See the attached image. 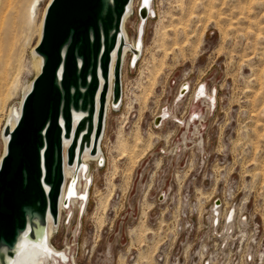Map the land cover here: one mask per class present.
I'll return each instance as SVG.
<instances>
[{
	"label": "rangeland",
	"instance_id": "rangeland-1",
	"mask_svg": "<svg viewBox=\"0 0 264 264\" xmlns=\"http://www.w3.org/2000/svg\"><path fill=\"white\" fill-rule=\"evenodd\" d=\"M48 1L7 0L0 132L37 76ZM132 1L124 30L136 43ZM151 1L119 106L104 115L86 202L62 212L49 243L75 264H264V0Z\"/></svg>",
	"mask_w": 264,
	"mask_h": 264
},
{
	"label": "water",
	"instance_id": "water-1",
	"mask_svg": "<svg viewBox=\"0 0 264 264\" xmlns=\"http://www.w3.org/2000/svg\"><path fill=\"white\" fill-rule=\"evenodd\" d=\"M129 3L51 0L45 10L34 48L40 72L21 100L14 128L5 123L2 130L7 141L0 159V264H10L24 238L42 237L48 217L57 225L64 166H75L77 173L83 151L97 153L111 76L112 106L121 100V26ZM138 14L141 38L149 15L143 0ZM132 53L134 66L138 51ZM76 181L72 175L67 190Z\"/></svg>",
	"mask_w": 264,
	"mask_h": 264
},
{
	"label": "bare ground",
	"instance_id": "bare-ground-1",
	"mask_svg": "<svg viewBox=\"0 0 264 264\" xmlns=\"http://www.w3.org/2000/svg\"><path fill=\"white\" fill-rule=\"evenodd\" d=\"M141 2H142V0H140V4H141ZM50 3H51V0H49L47 2L46 6L44 8V11H43V14L41 17V21L39 22L40 23L39 29L37 31L38 39H37V42L35 43V45H37L39 40H40L42 20L44 17L45 10ZM34 4L35 3L33 2L31 4V6L29 7V13H33V14L36 13V5H34ZM143 4L148 5L149 14H152L153 13L152 1L151 0H143ZM132 6H133V1L130 0L127 11H126L125 15H123L124 18H123L122 26H121V32H122V36H123V40H124L123 48H122V52H121V59H120V61H121V73L123 72L122 68H123L124 59L126 58V55L131 53L133 50H137L139 52L140 47H141V41L139 40V42H137L138 44H136L134 41H130L126 31L124 30L125 22L127 21V19L131 15ZM8 7H9V3L7 4V0H0V96H2L4 88L6 86L5 72L3 71V63L2 62H3V60L6 59L4 54L7 52V45H9V44H7V42L10 41V43H11V39L13 38L12 29L10 28V26H7V24L5 25V19L7 17V8ZM6 55H7V53H6ZM33 56H34L33 66L35 68V72L37 75L40 72V67H41V61L40 60L41 59L34 54H33ZM3 57H5V59H2ZM115 58H116V52H114L112 54V57H111L112 66L114 64ZM135 60H136V57H134L133 62H135ZM111 85H112V76L110 78V88H109V92H108V96H107V100H106V104H105V112H104L105 116L107 114L108 108L112 107L111 100H110L111 99V89H112ZM30 86H31V82H29L23 88L24 90H23L22 96H24L26 94V92H28L30 90ZM195 101H196V105H199L198 108H200V110H202V107L205 106V105H203L204 103L208 102V104H209L210 96H209V94L207 96L206 91L204 90V87H201L197 91V93L195 94ZM17 104L18 105L16 108H9V111H8L6 119H5L6 123L9 125L10 129L14 128L15 123L17 121V117H19L20 104H21L20 101ZM208 104L206 106H208ZM118 106H119V104L117 106H114L113 110L117 109ZM167 112H169V111H167ZM197 116H198V114H196V113L192 114L191 117L189 116L190 118H189V120H187L188 127H189V124L193 123L196 120ZM163 117L165 118L166 116L163 115ZM76 118H77V116H75V119ZM4 125H5V122H4L3 126ZM3 126L1 128L0 136H1L2 143H3V153H4L5 144H6L7 140L5 137L2 136ZM102 130H103V128H102ZM101 140H102V133H101V137L99 138L98 143H97V153L95 156H91L90 149L86 148L85 151H83V153L81 155V159H80V163L82 166L79 168L77 173H76L77 169L75 166H73V167L64 166L63 172H64L65 183H64V185H62L63 188H62L61 196L59 199L57 225H54L52 223L51 218L48 217L46 229L43 233V236L42 237L40 236L38 238V240H36L35 242H31L27 238H24L18 244V248L16 251L15 258L12 261H10V264H75L73 257H71L70 262H69V258L66 256V254L62 253V252L60 253L59 251H57L53 247H51L49 241L51 240L54 231L57 229V227L60 223V217H61V214L63 211H66L69 214H71V211L75 205H79V207L81 206L83 208L85 200H86V191H87V185L86 184L88 183L87 178H88V174H89L88 173L89 163L90 162H98V161L102 160L101 157L103 155L101 152ZM68 144L69 143H65V148L67 147ZM3 153H2V155H3ZM0 159H1V157H0ZM72 175H76L77 183H76L75 187L69 188L67 190L68 180L72 178ZM65 200L68 201V206L66 208L63 205ZM67 250H68V254H69L70 248Z\"/></svg>",
	"mask_w": 264,
	"mask_h": 264
}]
</instances>
